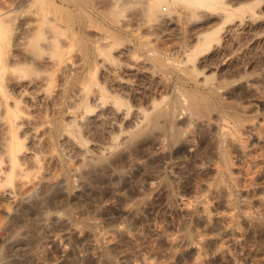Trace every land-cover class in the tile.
I'll return each instance as SVG.
<instances>
[{
    "label": "rangeland",
    "instance_id": "1",
    "mask_svg": "<svg viewBox=\"0 0 264 264\" xmlns=\"http://www.w3.org/2000/svg\"><path fill=\"white\" fill-rule=\"evenodd\" d=\"M159 1L160 10H172ZM176 5L174 16L187 28L195 17ZM58 7L83 19L70 23ZM0 10L11 13V31L31 22L30 33H39L47 52L60 45L75 71L89 69L80 42L88 44L95 61L89 76L119 95L127 108L124 119L108 114L89 123L87 133L100 143L119 135V127L132 129L134 108L161 99L167 91L163 82L178 91L183 77L178 66L197 60L199 77L222 85L223 94L248 118L238 128L218 112L211 120L191 118L183 110L176 140L155 134L125 156L117 152L107 164L94 162L77 171L68 170L78 162L75 147L66 145L64 163L49 170L65 176L68 187L48 196L46 207L38 197L22 208L0 199V264H6L21 227L34 239L42 208L49 215L63 212L70 228L57 244L41 245L32 264H264V38L242 48L240 40L222 35L220 46L207 53L188 38L153 31L147 22L138 25L141 18L148 21L146 3L138 0H0ZM154 55L172 67H155ZM104 60L108 66L102 72ZM37 73L34 67L25 71L29 77ZM241 83L253 87L241 92ZM7 234L10 243L2 241Z\"/></svg>",
    "mask_w": 264,
    "mask_h": 264
},
{
    "label": "bare ground",
    "instance_id": "2",
    "mask_svg": "<svg viewBox=\"0 0 264 264\" xmlns=\"http://www.w3.org/2000/svg\"><path fill=\"white\" fill-rule=\"evenodd\" d=\"M138 1L146 3L148 17V21L141 18L138 25L147 22L153 31L171 32L181 40L188 38L193 48L203 47L207 53L213 52L214 45L220 46L222 35L231 36L233 41L240 40L242 48L264 38V0H164L172 6L167 13L160 10L159 0ZM176 4L190 9L195 17L187 28L174 16ZM61 10L56 9L70 23L83 19V14L77 16ZM10 15L9 10H0V199L13 200L16 208L28 206L37 199L46 207L48 196L68 187L65 176L53 175L49 170L50 165L64 163V147L68 144L75 147V162H78L77 166L70 164L68 170L77 171L94 162L107 164L117 152L125 156L132 146L147 143L155 134L176 140L180 135L177 122L183 110H187L191 118L211 120L213 113L218 112L221 120L231 121L238 128L248 119L243 109L223 94L222 85H212L209 76L199 77L197 63L201 60H197L195 64L178 66L183 72L178 91L168 81L163 82L167 91L161 94V99L149 101L147 108H134L132 129L119 127V135L110 134L106 142L100 143L87 133L89 123L108 114L124 119L127 108L119 95L89 76L95 61L88 44L80 42L89 69L75 71L66 61L60 45L51 46L47 52L40 43L39 33L32 36L31 22H26L25 27L16 32L11 31ZM107 15L114 19L111 14ZM172 24L176 26L172 28ZM211 25L215 26L212 31L207 29ZM112 34L113 38L121 39L119 34ZM142 45L145 46L144 41ZM106 61L100 68L102 72L108 66ZM153 62L163 70L172 67L160 55H154ZM204 62L207 64V59ZM31 67L38 72L35 77L25 74ZM207 67L211 68L209 64ZM190 83L194 84L191 88ZM252 87L243 83L240 91ZM28 162L33 163L34 171ZM37 219L33 240L28 227L20 228L21 237L17 236L19 240L9 245L6 264H32L41 245L56 243L70 228L63 212L49 215L48 208H42ZM12 239L11 234L2 237L4 242L10 243Z\"/></svg>",
    "mask_w": 264,
    "mask_h": 264
},
{
    "label": "built area",
    "instance_id": "3",
    "mask_svg": "<svg viewBox=\"0 0 264 264\" xmlns=\"http://www.w3.org/2000/svg\"><path fill=\"white\" fill-rule=\"evenodd\" d=\"M163 12H164V13H167V12H168V10H167L166 7L163 8Z\"/></svg>",
    "mask_w": 264,
    "mask_h": 264
}]
</instances>
